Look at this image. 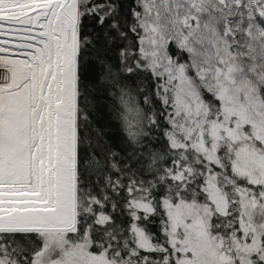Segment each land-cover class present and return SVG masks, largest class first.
Segmentation results:
<instances>
[{"label":"snow or ice","instance_id":"1","mask_svg":"<svg viewBox=\"0 0 264 264\" xmlns=\"http://www.w3.org/2000/svg\"><path fill=\"white\" fill-rule=\"evenodd\" d=\"M119 8L0 0V264H264V0Z\"/></svg>","mask_w":264,"mask_h":264},{"label":"trees","instance_id":"2","mask_svg":"<svg viewBox=\"0 0 264 264\" xmlns=\"http://www.w3.org/2000/svg\"><path fill=\"white\" fill-rule=\"evenodd\" d=\"M96 3H105L106 0H94ZM113 3L120 6L119 11L121 15H124L131 4V0H112ZM90 29H96L98 27L95 19L86 20ZM117 49L113 48L110 55L117 54ZM102 96V93L99 94ZM89 112L91 113L88 122V134L91 136L93 147L96 146L97 140L105 147V150H111L119 152L124 148L123 133L121 131L118 120L113 113L111 103L103 98L91 99L89 103ZM102 133V135H99ZM158 225H154L152 230L156 231Z\"/></svg>","mask_w":264,"mask_h":264}]
</instances>
